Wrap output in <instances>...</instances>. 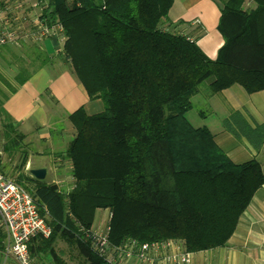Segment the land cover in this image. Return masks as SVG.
<instances>
[{
	"label": "trees",
	"instance_id": "16d2710c",
	"mask_svg": "<svg viewBox=\"0 0 264 264\" xmlns=\"http://www.w3.org/2000/svg\"><path fill=\"white\" fill-rule=\"evenodd\" d=\"M47 1L43 16L61 24L64 41L57 48L53 39L49 53L27 47L28 65L50 66L62 56L104 109L88 115L80 107L68 115L76 132L61 154L74 178L68 193L54 183L29 182L51 229L31 241L30 258L67 264L54 247L59 238L81 264H105L88 233L98 208L110 212L107 236L116 246L172 241L195 253L223 245L264 177L254 160L233 163L210 131L193 127L184 114L210 77L212 94L236 83L248 93L264 89V0H212L220 4L223 38L215 59L163 27L173 0ZM2 50L0 59L13 65ZM0 126L6 140L19 143L22 135L1 105Z\"/></svg>",
	"mask_w": 264,
	"mask_h": 264
},
{
	"label": "crops",
	"instance_id": "0c3cea01",
	"mask_svg": "<svg viewBox=\"0 0 264 264\" xmlns=\"http://www.w3.org/2000/svg\"><path fill=\"white\" fill-rule=\"evenodd\" d=\"M244 6L248 8L249 2ZM219 16L220 4L212 0H173L163 27L194 40L207 57L215 59L223 44L217 29ZM46 40L50 41L46 48L49 53L54 45ZM6 45L0 48L5 57V53L10 57L6 60L11 61L14 56L9 55ZM0 75V105L16 132L22 135L19 146L24 153L19 158L26 160L22 171L33 183L35 179L29 170L44 168L45 176L40 182L54 183L68 193L74 186V178L70 161L61 154L76 133L68 115L80 107L88 115L99 113L104 109L103 102L88 98L68 64L54 62L41 68L26 63L22 68L6 65L5 70L0 69ZM213 80V77L206 79L190 99L191 109L200 121L192 124L185 115L188 112L184 114L186 120L195 128L206 127L215 144L233 163L256 161L264 177V89L248 93L236 83L212 94ZM8 86L15 91L10 92ZM31 155L48 158L50 163L43 161L32 168ZM109 213L108 209H96L92 229L103 230L108 225ZM174 250L175 245L159 246L149 254L154 258L152 263L132 256L125 264H160L158 259ZM31 259L32 264H40L36 258ZM187 264H264V183L239 216L229 239L221 246L192 253Z\"/></svg>",
	"mask_w": 264,
	"mask_h": 264
},
{
	"label": "built area",
	"instance_id": "2783aa9c",
	"mask_svg": "<svg viewBox=\"0 0 264 264\" xmlns=\"http://www.w3.org/2000/svg\"><path fill=\"white\" fill-rule=\"evenodd\" d=\"M24 1L0 0V46L14 42V39L39 41L59 35L63 38L61 24H49L43 16L48 7L47 0H31L30 11L25 9ZM107 232L108 225L103 230L91 228L88 232L92 238V250L105 264H125L132 256L152 263L154 258L150 252L157 251L159 246L172 245H175V250L159 258L160 264H187L191 260L192 253L184 251L178 243L138 244L132 240L116 246L109 241ZM50 234L51 229L40 215L35 198L0 170V254L18 264H32L29 244L36 237L46 238Z\"/></svg>",
	"mask_w": 264,
	"mask_h": 264
},
{
	"label": "rangeland",
	"instance_id": "374dc122",
	"mask_svg": "<svg viewBox=\"0 0 264 264\" xmlns=\"http://www.w3.org/2000/svg\"><path fill=\"white\" fill-rule=\"evenodd\" d=\"M30 1L31 0H25L24 1L25 9H27L28 11H30V9H31V7H29L30 3H31ZM26 3L28 6L26 5ZM27 26L28 25H26L25 27L27 28ZM53 39L56 40V47L61 48L62 43L64 41L62 36L59 35L56 38L54 37L52 39L51 38L49 39V40H51V42L53 41V45H55ZM14 42H10V44H7L6 46L8 48L9 55L14 56V59H10V60L13 61L14 62L13 65H15L18 68V64H20V63L17 60H19V59L24 60V57H26L25 56V50L27 49V47L31 48V47L36 46L41 50H46L47 45H48L47 42H50V41H48L46 39L34 41L30 38H25V39H14ZM52 52H54V51H52ZM5 54H6L5 58L9 59L10 57L8 56V54L7 53H5ZM55 54H57V52H55ZM56 56H59V55H56ZM54 58H56V57L53 56V59ZM62 58L63 57L60 56L59 59L56 58V60L58 59L57 61L54 59V62H60V64H63V65L67 64L66 62L62 61L63 60ZM25 62H26V64H29L28 58H27V60H25ZM0 69H4V70L6 69V64H4L3 60H1V59H0ZM9 72L11 73V75L13 74V72H11V71H9ZM4 74L6 75L5 71H4ZM187 112L188 113H186L185 115L187 116V119L192 124H196L200 121L199 117L197 116L194 109H191ZM4 131L5 130L0 126V150L2 151L1 152L2 156H0V170H2L10 178L14 179V181H16V182H17V179L19 177V179L22 182V186L24 188H26L27 190H30L28 177L24 174V171H22L23 169L22 168L20 169L21 159L19 158V156L21 153L22 154L24 153L23 152L24 148L22 146H19L18 142L16 143V142L11 141L10 138H12V137L7 138V140H6V138L4 136ZM4 142L6 144L5 150H3ZM30 158H31V162H32V168H35L37 163H40L43 161L50 163L48 158L47 159L41 158V157H38L36 155L35 156L31 155ZM25 178H27V179H25ZM54 247H55L58 255L61 258H63V260L67 264H81L82 263V258L78 255L75 248L73 246H70L69 244H67L65 241L57 238L55 240ZM0 264H18V263L13 261L11 258H4V256L0 254ZM40 264H54V262L50 256H44L43 260L40 261Z\"/></svg>",
	"mask_w": 264,
	"mask_h": 264
},
{
	"label": "water",
	"instance_id": "95a60500",
	"mask_svg": "<svg viewBox=\"0 0 264 264\" xmlns=\"http://www.w3.org/2000/svg\"><path fill=\"white\" fill-rule=\"evenodd\" d=\"M46 170L44 168H36L30 169L29 173L31 174L32 178L36 181H42L44 179Z\"/></svg>",
	"mask_w": 264,
	"mask_h": 264
}]
</instances>
